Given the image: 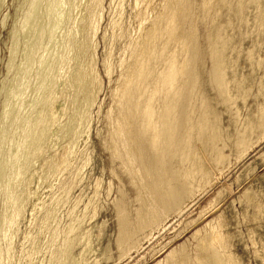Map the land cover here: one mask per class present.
Wrapping results in <instances>:
<instances>
[{
	"label": "bare ground",
	"instance_id": "obj_1",
	"mask_svg": "<svg viewBox=\"0 0 264 264\" xmlns=\"http://www.w3.org/2000/svg\"><path fill=\"white\" fill-rule=\"evenodd\" d=\"M105 1L30 0L18 30L10 32L14 47L9 49L6 74L14 67L18 33L24 48L19 69L8 84L12 89L9 87L0 105V175L6 173L5 180L0 176L4 180L0 186L4 199L0 264H30L45 246L48 264H85L86 256L94 252L89 233L77 232L75 223L70 222L63 232L52 228L60 203L56 196L38 233L22 237L23 242L30 243L29 248L16 254L15 240L27 203L33 197L42 201L37 194L40 190L29 187L35 180L43 186L47 177L56 176L59 170L58 155L47 152L66 140L62 171L73 165L72 179L89 162L86 158L74 163L79 145L89 141L90 110L101 90L95 70L97 35L104 45L102 67L111 83L102 145L109 156L110 174L119 182L114 206L110 201L117 217L114 241L118 260L138 253L142 241H150L170 217H181L232 161L247 176L258 170L256 164L245 160L264 140V0H233L234 4L227 0H133L127 25L122 21L124 0H119L102 33ZM114 1L109 0V7ZM251 8L252 15H247ZM223 11L229 13L226 27L220 20ZM233 18L239 26L245 25L240 35L248 41L246 47L241 46L242 40L235 41L226 33ZM241 61L249 66V74L238 69ZM257 71L260 75L253 96L257 98L256 111L243 116L240 105H246ZM113 73L116 75L111 80ZM206 80L214 97L207 90ZM217 106L228 116L226 127ZM255 160L263 167L264 149ZM110 188L111 183L108 193ZM256 190L248 187L236 200L243 202L240 205L245 203L248 210L252 208L254 222L264 218V192L260 189L257 194ZM218 191L186 226L195 225L209 213L206 210L215 208L222 192ZM37 209L40 211L41 206ZM222 217L216 215L173 247L163 245L161 257L153 264H242L231 249L235 236L226 230L228 222ZM76 219L79 223L83 220ZM78 243L81 250L74 254L73 246ZM261 252L264 258V250ZM101 257L111 260L110 250L106 248Z\"/></svg>",
	"mask_w": 264,
	"mask_h": 264
},
{
	"label": "rangeland",
	"instance_id": "obj_2",
	"mask_svg": "<svg viewBox=\"0 0 264 264\" xmlns=\"http://www.w3.org/2000/svg\"><path fill=\"white\" fill-rule=\"evenodd\" d=\"M118 1L119 0H115L111 4V7H109V0H106L104 2V6H105V10L103 13L104 18L100 26L101 27L100 31L102 33L104 29L106 28L109 20L111 19V16L113 17V15H115V8H116L115 5ZM132 1L133 0L123 1L122 21L124 22L125 25L129 23V16L132 12L131 11ZM195 2L199 3L200 1L195 0ZM227 2H231L232 4H234L233 2L235 1L227 0ZM29 3H30V0H27V1L26 0H4L0 7V90H2L0 91V105L5 98V95H7L6 93L10 92L9 91V87L11 85L10 82L14 79L16 75L15 72L18 71L17 69H19L17 64H20L19 63L21 60L20 54L22 53V50L24 48V43H23L24 40L22 39V35L21 34L19 35L18 33V36H16V39H15V42H17V48H16L17 50L15 54L16 58L14 57V60H13L14 71L12 69L11 71L12 73L6 74L7 73L6 66L9 61L8 59L10 57L9 53L14 47V42L12 41L13 38L11 37L10 32L12 31V29H14L13 31H16V29L18 30L19 20H21V18L23 17L22 15H24V12L27 11ZM110 11L111 13H109ZM250 11H252V8L249 11L246 10V14L252 15V12ZM228 14L229 13L227 11L226 12L223 11L222 18L220 19L222 20L221 24L225 27H226L225 22L227 19L226 17ZM3 20H5L4 21L5 24H3L2 22ZM236 23L237 22L233 18L232 27H227L226 33L227 34L230 33V36L233 35L232 37L234 38L235 41L242 40L241 46L246 47L248 46V41L240 35L241 32L245 30V25L239 26L238 23L237 25ZM41 25H43V23ZM200 31L201 33H203L202 26H200ZM19 41L20 43H18ZM94 41L97 46L96 53H95V57H96L95 70L98 73V77H100L99 81L101 82V90L98 96V100H96V103L92 106L90 110L91 123H90V135L88 136L89 141L87 140L88 142L84 144L81 143L79 145V149L77 150L75 161H74V163L77 165L80 159L85 160L86 158H88V161H89L87 163L88 165L86 164V166L84 167V170L82 169V171H80L82 173L79 172L80 174H78L76 179L75 178L72 179V173L74 172V169H75L73 165L71 166V168L69 167L68 170L66 169L62 171L63 162H62L61 157L67 148L66 140H63L62 142L59 141V144H58L59 146L58 145L56 146L57 148L55 147L54 149H51L49 150V152H47V154L56 153L58 155L57 166L59 170L57 171L56 176L54 177L48 176L50 178L48 179L47 177V179L43 183V186L42 184L38 183L37 180H35V182L31 184V186L29 187V189L32 191H36V189L37 191L40 190L39 192L37 191L36 192L39 196H41L42 201L44 202H43V205H38L42 201L39 200L40 201L39 202L37 201V198L33 197L34 199L32 198L30 202L27 203L26 208L18 224L19 233H17V238L15 240V253L18 254V252H21V250L23 251L29 248L30 243L23 242L22 237L24 236V234H27V233L30 234L31 237H34L38 233L40 225L45 217V211L49 208L50 202L56 196L60 199V200L58 199L60 203H58V206L56 207L57 213L55 214V216L58 214V217L56 216V219H54L55 223H53L52 228L57 227L59 232H63V230L65 229V226L69 225L70 222H72V223H75L74 226L77 228L78 230L77 232L81 231L83 233L85 232L89 233L88 235H90V240L92 239L91 241L93 243L91 242V247L93 246L92 248L94 252L93 254L91 253V255L89 254L88 255L89 257L86 256L87 258H86L85 264H153L154 259H158L159 257H161L162 251L161 252L159 251L161 247H163V245H167L168 248L175 246L177 243L184 241L193 231H195L198 228H201L207 221L216 217V215L218 216L220 214L223 217L225 216L224 218L222 217L223 221H225V223L228 222V224L226 223V228H227L226 230L230 234L232 233L231 235L233 237L235 236L234 238H231L232 240L230 242L232 246L231 249H232V252L238 258L240 257L239 259H241L242 264H264V258L261 252V250H264L263 248L264 246L263 244L264 243V224L260 225V223L262 222L264 223V218L262 220H259V221L256 220L254 222L253 221L254 218L251 215L253 212L252 208L249 207V210H248L247 208L244 207L246 206L245 203L243 205L242 204L240 205V202L241 203L243 202L242 201L239 202V200L236 201L237 198L240 196V194H242V192L248 187L251 188L252 192H254V190H256L257 188V190L255 191L257 192V194H259L260 191L264 192L263 190L264 189V178L261 176V175H264V165L263 167L260 166L259 161L255 160V156L260 152V150L264 149V140L256 145L257 146L256 149L245 160L246 163L252 162L253 164L251 165H254V164L257 165L258 170L253 175L247 176L248 173L247 172L244 173L243 171L241 172V166L234 165V162L232 161L233 164L228 166V169L223 173V175L220 178L219 176H217L218 178L216 177L213 186L209 188L211 190L208 189L206 193L204 194V196L202 194L200 196L202 197L201 199L200 197H198L199 199L198 200L196 199L193 202V205L189 204L187 210L181 217H178V219L174 217H170L168 221L166 222L165 227L162 230H160L159 233L155 232L153 234V238L150 241H147V240L142 241V246L138 253L133 252L131 253L130 256H126L121 260L117 259L118 255L115 249V241H114L115 235L117 233V217H116V210L114 209L113 207L114 205L112 202H113V199H115V197L117 196V187L119 186V182L115 178H113L112 175L110 174L109 156H108V153L105 152V149L103 148V145H102V138L105 134V128H104L105 121H104L103 116L110 104L109 88H110L111 83L109 84L108 77L105 75V72L102 67V57H103V46L104 45L101 39V35H97ZM10 48L11 50H9ZM113 55H116V51L113 53ZM15 66H16V69H15ZM208 67H209V61L206 62V65L204 67L205 70L208 69ZM238 69L242 71L243 74L247 75L250 73L249 66L247 64H244L242 61L240 62ZM115 75L116 73L112 74L111 80L115 77ZM259 75H260V71L255 72L253 87H252L251 92L249 93L250 97L247 98L246 105L245 104L240 105L241 114L243 116L246 115L247 112H252V114H255L257 98L255 99L253 96L256 94L255 84L257 81V77ZM8 80H10L9 83H6ZM3 82L7 84V86L3 84ZM206 82H207L206 85L208 87L207 90L210 96L214 97L215 92L213 90L211 92V88L209 87L210 85L207 80ZM8 84L10 85L8 86ZM4 87H7L8 89L7 88L5 89ZM10 88L12 89V86ZM216 109L222 114V125L224 127L228 126L229 121H228L227 114L223 112L221 106L219 107L217 106ZM61 121L65 122L64 119H62ZM232 128L233 127L231 126L228 129L231 131ZM0 176L1 177L6 176V173H4L3 176L2 175ZM248 177H251V178L249 179ZM3 178L5 180V177ZM3 178H0V186L1 184L4 183L2 182L4 181ZM236 180L237 182H235ZM52 183H53V186L51 185ZM109 183H111V188L109 190L110 191L112 190L110 193H108ZM66 188H68V190L66 191V194H64V190ZM126 190L128 191V194H129L128 196L132 197V191L130 190L128 186H126ZM218 190L219 191L221 190L222 191L221 196L223 195L222 197L220 196L221 199L220 198L218 199L220 202L215 203L218 208L215 205V208L217 209L213 208L214 211L212 210V208L209 209L211 211L206 210V213L207 212L209 213L204 215V217H202L200 221L198 220V223L196 221L195 225L193 223L190 225V227L186 226L187 225L186 223L188 221L190 222L194 218L195 219L197 218L202 208L207 206L208 201L212 198L213 195H215V193H217ZM108 194L110 195L108 196ZM110 201L113 206L110 204ZM231 201H233V203L235 202V204L233 205ZM3 204H4V199H3V195L0 192V220H1V215L3 213V206H4ZM35 204H37V207L34 209V207L32 206H34ZM86 204H89V205H86ZM40 206H41V209L39 211V209L37 208H40ZM74 207H75L74 209L75 211L74 210L72 211ZM31 210L33 212H31ZM246 210L249 216L247 215ZM33 213H34V216H33ZM243 214L245 215L242 216ZM246 215H247V218H246ZM76 218L80 219V221L83 219L82 220L83 222L81 221V223H79V220H77ZM77 221L79 224H77ZM78 225L80 228L78 227ZM91 227L93 230L90 229ZM90 230L91 232H87ZM180 230L182 232H180ZM251 230H254V231H251ZM247 233L249 234V236L247 235ZM250 233L252 234L250 235ZM237 236H241V237L243 236L242 237L243 239ZM236 237L238 240L235 239ZM249 237H252L253 239ZM256 239L257 240L262 239V240L261 241L258 240L259 241L258 242ZM240 240H242L243 243ZM252 241L255 243L253 244ZM257 243L259 245H257ZM78 244L73 246L72 252L74 254H77L81 250V246L80 244L79 245ZM262 244L263 246H260ZM252 245L254 246L257 245L256 246L257 250H255L254 249L255 247H253ZM259 246L261 250L259 249ZM46 247L47 246L42 247L40 252L36 254L34 257H32L30 264H38V263L48 264L49 262L48 260L50 259V256H49V252H47L48 250L46 249ZM106 248L110 250V256L112 258L109 261H105L101 257L102 252ZM255 251H258L257 254ZM96 252H99V253H96ZM95 257H96V260H95ZM87 259H91V260H87Z\"/></svg>",
	"mask_w": 264,
	"mask_h": 264
}]
</instances>
